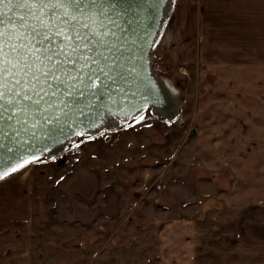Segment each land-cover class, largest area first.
<instances>
[{"label":"rangeland","instance_id":"374dc122","mask_svg":"<svg viewBox=\"0 0 264 264\" xmlns=\"http://www.w3.org/2000/svg\"><path fill=\"white\" fill-rule=\"evenodd\" d=\"M154 55L158 74L180 92L177 114L161 118L148 108L130 121L115 119L113 128L82 134L61 153L20 168L31 179L32 246L17 264H159L160 216L194 207H224V221L264 244V135L225 134L224 171H203L207 157L195 159L197 139L208 124L226 128L228 121L200 118L206 91L192 55L183 49L164 59ZM233 99L222 111L237 112ZM195 173L212 184L194 183ZM216 182L224 188V206L215 192L203 195Z\"/></svg>","mask_w":264,"mask_h":264},{"label":"crops","instance_id":"0c3cea01","mask_svg":"<svg viewBox=\"0 0 264 264\" xmlns=\"http://www.w3.org/2000/svg\"><path fill=\"white\" fill-rule=\"evenodd\" d=\"M179 49L193 56L190 64L201 74L206 95L200 118L228 121L226 128L208 124L194 146L195 159L207 157V163L198 162L203 171L220 174L225 134L264 135V0H172L155 54L164 59ZM232 97L237 112L222 111ZM240 173L243 182L246 172ZM200 175L195 173L194 183L212 184ZM213 188L203 195L215 192L224 206V188L218 182ZM32 209L27 172L18 169L0 178V264L30 257ZM158 228L159 264H248V259L264 264V244L251 240L236 222L224 221V207L182 209L178 216L166 210Z\"/></svg>","mask_w":264,"mask_h":264},{"label":"water","instance_id":"95a60500","mask_svg":"<svg viewBox=\"0 0 264 264\" xmlns=\"http://www.w3.org/2000/svg\"><path fill=\"white\" fill-rule=\"evenodd\" d=\"M122 2L128 3L127 8L121 9L122 6L116 0H105L104 7L110 9L106 15L98 16L93 9L81 18V23L89 25L81 29L82 34L105 31L109 34L104 37L106 43L102 47L89 44L91 51L88 48L79 50L82 56L88 57L87 60L79 59L76 64L66 66L71 70L70 75L76 77L75 80L62 77L66 82L59 90L56 89V82L50 81L52 88L47 91L56 94H42L40 104L33 102L39 98L35 96L32 101L24 100L23 94L7 96V101L11 102H5L4 108L0 109V176L15 169L26 159L42 153L57 138L68 134L72 136L86 129L102 118L106 110L111 114L118 111L131 115L148 105H159L157 100L160 104L164 102L166 95L159 98L160 92L153 90L155 87L146 76L143 53L152 34L158 32L155 28L160 29L157 21L166 6V0ZM88 7L92 8L91 5ZM140 9H147L149 16L156 18L147 19V25H137L140 13L133 11ZM25 11L6 0L0 5V12L3 13L0 20L4 22L0 27L14 32L19 28V17ZM150 19L151 24L148 21ZM28 22H32L31 18ZM130 25H135L136 32ZM93 60L98 63H93Z\"/></svg>","mask_w":264,"mask_h":264},{"label":"snow or ice","instance_id":"6c2138e0","mask_svg":"<svg viewBox=\"0 0 264 264\" xmlns=\"http://www.w3.org/2000/svg\"><path fill=\"white\" fill-rule=\"evenodd\" d=\"M5 2L0 0V5ZM7 3L26 11L19 17L21 23L14 32L0 27V109L4 108L5 102H11L6 99L10 94H23V99L29 101L34 96L39 97L33 101L35 104H40L43 95L54 96L55 92L47 91L52 88L50 81H55L59 90L66 82L64 78L76 79L66 66L76 64L79 59H88L79 50L88 48L91 51L89 44L102 47L106 43L107 31L81 32L89 27L87 23H81V18L88 12L94 9L98 16L107 14L110 9L104 7L105 0H7ZM3 23L0 20V24ZM57 38H60L59 42Z\"/></svg>","mask_w":264,"mask_h":264},{"label":"bare ground","instance_id":"6f19581e","mask_svg":"<svg viewBox=\"0 0 264 264\" xmlns=\"http://www.w3.org/2000/svg\"><path fill=\"white\" fill-rule=\"evenodd\" d=\"M116 2L120 6H122V7H120L121 9H124L123 7L127 8L126 4H128V3L125 4L122 2V0H116ZM171 2H172V0H166V6L164 7V10L162 11V13L159 15V18L157 21V25H158V23L160 24V26H159L160 29L157 30V27L155 28L156 31H158V32H156V34H155V32L152 34L151 40L149 41L148 45L146 46L147 48L143 53V64L145 66L144 70L146 72V76L148 79L150 78V80L152 81L153 86L155 87V89L153 88V90L154 91L156 90V92L158 90L160 92L158 94L159 98L162 95L164 97V94L166 95V99L164 98L165 99L164 102L160 104L159 103L160 101L157 100L156 103L159 105H155V104L148 105L146 108L141 109L140 111H137L131 115H124L123 114L124 112H118V111L111 114V113H109L108 110H106V111H104L102 118L94 121L93 124L88 125L89 127H87L86 129H84L81 132L76 133L75 135H72V136L70 134H68L70 136L67 135L65 137L62 136L63 138L62 137L57 138L50 145L47 144V145H49V147L45 145L46 147L42 153L38 154L37 156H35L29 160L26 159L24 163L20 164L15 169L9 171L7 174L1 175L0 177H5V176L9 175L10 173L26 166L28 163H30L31 161H33L35 159L61 153L63 150H65L67 147H69L72 143L76 142L78 140L79 136L82 134L98 135L102 131H104L105 129H108L109 127L113 128L114 127L113 122L115 119H119V120H122L125 122L130 121V120L136 118L137 116H139L142 112H144L148 108L154 109V111L157 113V116H159L161 118L170 119L177 114V112L180 108V92L168 80L162 79L161 76L158 74V72L155 69V55H154L156 43H157L159 36L161 34L165 19L168 16V12H169L170 7H171ZM133 12L140 13V15H138L139 19L137 20V25H142V24L147 25V19H149L150 17L156 18V16H152V15L149 16L147 9H145V10L140 9L139 11H133ZM133 14L136 18L135 13H133ZM135 21L136 20H132V22H135ZM148 21L151 24L152 19H150ZM134 26L135 25H130L133 32H136L135 31L136 29ZM142 47H144V45H142ZM109 114H111V115H109ZM43 129H45V128L43 127Z\"/></svg>","mask_w":264,"mask_h":264},{"label":"built area","instance_id":"2783aa9c","mask_svg":"<svg viewBox=\"0 0 264 264\" xmlns=\"http://www.w3.org/2000/svg\"><path fill=\"white\" fill-rule=\"evenodd\" d=\"M168 14H169V12H168Z\"/></svg>","mask_w":264,"mask_h":264}]
</instances>
